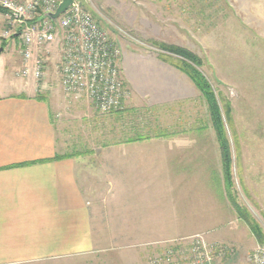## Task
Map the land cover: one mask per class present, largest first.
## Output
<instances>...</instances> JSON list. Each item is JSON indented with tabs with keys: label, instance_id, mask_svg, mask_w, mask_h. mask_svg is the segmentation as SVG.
Listing matches in <instances>:
<instances>
[{
	"label": "crops",
	"instance_id": "obj_1",
	"mask_svg": "<svg viewBox=\"0 0 264 264\" xmlns=\"http://www.w3.org/2000/svg\"><path fill=\"white\" fill-rule=\"evenodd\" d=\"M21 67L7 58L0 72V264H146L237 218L215 137L104 136L91 120L131 114V99L102 115Z\"/></svg>",
	"mask_w": 264,
	"mask_h": 264
},
{
	"label": "rangeland",
	"instance_id": "obj_2",
	"mask_svg": "<svg viewBox=\"0 0 264 264\" xmlns=\"http://www.w3.org/2000/svg\"><path fill=\"white\" fill-rule=\"evenodd\" d=\"M78 1L118 49L127 94L122 110L129 99L133 107L120 119L94 108L108 116L94 120L89 112L91 129L104 136H111L118 126L120 131L130 127L137 136L197 132L217 138L207 98L183 71L186 64L213 91L230 149V180L224 176L223 180L233 210L237 211L235 204L240 211L237 218L217 232L170 243L146 264H192L194 245L207 264H249L254 253L264 249V0ZM3 13L0 8V72L7 58L21 63L19 40L2 36L9 29ZM162 46L191 53L200 66L163 51ZM37 52L35 56L45 62L39 87L53 92L61 103L67 101L57 71V49ZM8 72L6 77L14 81L13 70ZM242 214L256 226L257 236Z\"/></svg>",
	"mask_w": 264,
	"mask_h": 264
},
{
	"label": "built area",
	"instance_id": "obj_3",
	"mask_svg": "<svg viewBox=\"0 0 264 264\" xmlns=\"http://www.w3.org/2000/svg\"><path fill=\"white\" fill-rule=\"evenodd\" d=\"M60 2L0 0L3 19L9 27L2 36L19 40V76L36 82L43 79L45 62L35 54L55 46L59 58L57 71L65 95L84 97L102 114L121 111L127 94L120 76L118 49L78 0H72L55 21L42 19L44 14L54 13ZM192 253V264H207L197 246ZM249 264H264V249H258Z\"/></svg>",
	"mask_w": 264,
	"mask_h": 264
},
{
	"label": "trees",
	"instance_id": "obj_4",
	"mask_svg": "<svg viewBox=\"0 0 264 264\" xmlns=\"http://www.w3.org/2000/svg\"><path fill=\"white\" fill-rule=\"evenodd\" d=\"M162 50L169 52L173 55L181 56L183 59L189 60L194 65L200 66V62L197 60V58L185 50L168 47V46H162ZM182 69L184 72L188 74L191 81L195 83V85L200 89V91L207 98L210 116L215 126L214 128L216 131V137H217L216 139H217L219 149H220V159H221V168H222L223 176L226 181H229L230 180V164H231L230 149L228 148V145L226 143L227 142L226 134L224 131V126L222 124L220 111H219L215 96L213 94V91L211 90L209 85L202 79L200 73H198L192 66L190 67L186 64H183ZM228 196L231 199L230 195ZM233 205L237 210L236 212H238L239 214L240 211H238L235 204ZM242 217L247 219L245 221L247 222L249 229L253 232V234L257 236L258 229L256 228V226L251 221H249V218L245 214H242Z\"/></svg>",
	"mask_w": 264,
	"mask_h": 264
},
{
	"label": "water",
	"instance_id": "obj_5",
	"mask_svg": "<svg viewBox=\"0 0 264 264\" xmlns=\"http://www.w3.org/2000/svg\"><path fill=\"white\" fill-rule=\"evenodd\" d=\"M72 4V0H61V2L59 3L56 11L54 13H46L42 16V19L45 18V17H48L49 19L55 21L59 15L63 14L67 9L68 7ZM3 49L0 48V52L2 51Z\"/></svg>",
	"mask_w": 264,
	"mask_h": 264
}]
</instances>
